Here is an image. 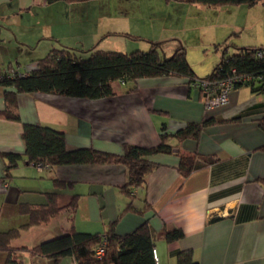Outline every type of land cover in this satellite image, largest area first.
<instances>
[{
    "label": "crops",
    "instance_id": "0c3cea01",
    "mask_svg": "<svg viewBox=\"0 0 264 264\" xmlns=\"http://www.w3.org/2000/svg\"><path fill=\"white\" fill-rule=\"evenodd\" d=\"M183 1L186 0L180 1L184 7L207 13L208 6ZM92 2L96 1L0 0V66L12 65L20 73H26L40 47L46 53L61 46L78 50L100 47L105 37L103 25L101 31L99 24L95 25L98 29L89 40L70 36L88 27L80 23L84 16L79 18L75 7L81 5L86 11ZM260 5V11L248 13L257 19L258 14L264 17V0L235 8L244 12ZM217 8L210 7L216 15L223 10ZM56 13H60V19ZM235 22L236 18L229 29L243 27ZM60 23L67 26L58 29L56 25ZM225 25L227 29L229 25ZM262 37L264 41V29ZM252 43L255 42L229 45L235 52V47ZM176 44L177 41L167 46L168 54L163 46L164 53L171 54ZM24 56L27 58L23 64ZM135 84L136 90H129L128 83L114 81V95L96 99L21 93L17 105L19 121L3 114L5 89L0 86V151L24 152L21 136L24 122L63 130L69 148L90 147L121 153L125 143L143 147L158 144L163 123L169 132H174L186 123L208 121L196 138L178 140L171 136L172 153L151 155L150 159L158 166L147 174L144 187L133 189L131 197L121 190L127 180V170L122 164H63L51 170H38L23 159L7 179L5 161L0 156V219L5 221L0 230L27 221V215L19 211L21 202L44 203L46 193L56 191L62 208L48 221L22 229L12 246L30 247L71 227L104 232L113 220H117L115 233L124 235L146 219L145 214L136 210L123 212L131 203L134 209H149L148 214H152L156 264H176V253L180 250H190L198 264H264V149H261L264 129L260 125L264 118V93L239 86L230 91L226 104L206 109L200 88L184 78H142ZM193 154L198 159L212 156L214 161L184 176L177 168L179 155ZM54 178L65 184L57 186ZM27 191L38 197L25 198L23 194ZM75 194L78 202L72 211L68 203ZM170 228H179L183 236L167 241L163 232ZM21 257L25 264H74L71 256L54 260L23 252ZM3 260L4 254L0 253V264Z\"/></svg>",
    "mask_w": 264,
    "mask_h": 264
},
{
    "label": "trees",
    "instance_id": "16d2710c",
    "mask_svg": "<svg viewBox=\"0 0 264 264\" xmlns=\"http://www.w3.org/2000/svg\"><path fill=\"white\" fill-rule=\"evenodd\" d=\"M57 1L74 2L85 0H46L47 3ZM205 6L220 7L224 5H253L259 0H186ZM169 55L164 53L163 46L167 40L149 41V48L134 49L129 52L103 50L95 46L87 51H79L73 47H53L44 56L33 61V66L26 73H20L12 65L0 66V86L4 90L6 102L3 114L10 120H20L17 112L18 95L21 93H50L70 97L96 99L114 95L113 82L128 83L129 90H136V81L142 78L176 76L184 78L189 84L200 88L202 81L210 84L225 78L240 75H251L255 82H235L234 88L249 86L255 93H264V53L262 57L256 51L264 49L260 46L235 47L236 51L227 54V41L215 44L216 50L224 47L220 60L210 73L198 76L188 62L186 48L181 41ZM237 119V117H234ZM208 121L186 123L174 132L167 130L163 123L159 143L154 146H138L125 143L121 153L98 150L90 147L69 148L65 143L63 130L52 125L24 122L22 124V140L24 152L0 151L4 159V177L10 178L12 170L25 159L38 170H51L63 164H122L127 170V180L121 190L131 197L135 188L145 186L147 174L158 164L150 159L156 153L169 154L173 146L169 143L171 136L178 140L187 137H198L201 126ZM264 129V118L260 120ZM264 149V145L261 147ZM214 157H196L179 155L178 171L187 176L194 169L209 164ZM57 186L65 182L54 178ZM47 201L40 204L20 203L19 211L27 215V221L7 230H0V253L4 254L3 264H25L21 253L29 252L31 256H39L58 260L63 256H71L74 264H156L154 256L155 236L151 228L149 209H134L131 203L123 212L136 210L146 215V219L131 232L124 235L115 233L113 220L107 224L104 232L79 231L71 227L68 231L42 240L33 246H12V241L19 238L22 229L48 221L62 208L58 204V192L46 193ZM78 202V195H73L68 207L73 211ZM148 205L145 206V208ZM183 236L179 228L166 229L163 237L172 241ZM103 247L104 253L97 254ZM31 264H41L32 262ZM176 264H198L190 250L176 253Z\"/></svg>",
    "mask_w": 264,
    "mask_h": 264
},
{
    "label": "rangeland",
    "instance_id": "374dc122",
    "mask_svg": "<svg viewBox=\"0 0 264 264\" xmlns=\"http://www.w3.org/2000/svg\"><path fill=\"white\" fill-rule=\"evenodd\" d=\"M94 1L96 2L87 6L86 11L81 5L75 7L79 18L81 16L86 17H82L80 23L87 24L88 27L86 30L78 31L74 36L70 35L72 39L89 40V37L92 38L95 30L98 29V26L95 25L99 24L98 30L101 31L103 25L102 34L105 37L98 48L129 52L134 49H148L149 41L168 40L164 44V49L168 54L167 46L176 43L173 40L176 38L185 46L188 62L198 76L210 73L214 64L220 60L224 47H219L216 50L215 44H222L225 39H228V45L234 46L242 42H255L252 45L260 46L259 44L264 42L261 41L263 37L260 38L264 29L263 15L258 14L260 18L257 19L254 15H248L250 11H260L262 5L251 9L246 8L244 12L235 8V5H231L230 8H226L229 5H224L217 8L223 9L217 16L210 9L211 6L207 7V13H199V10L197 11L195 8L184 7L180 2L181 0ZM183 3L188 4V1H183ZM56 18L60 19V13H56ZM234 18L243 27L238 26V28L229 29ZM226 23L229 25L227 29ZM75 25L73 22L71 26L74 28ZM56 26L58 29H64L67 25L60 23ZM174 34L176 36L173 37ZM257 34L260 37H257ZM75 41L72 40L71 42L76 44L77 41ZM232 45L227 48V54L234 52ZM89 49L90 47L87 49L79 48V51H87L85 54H88ZM44 54L46 52L40 47L33 61L44 56ZM25 58L27 57H23V64ZM27 62L29 63L30 60ZM38 183L36 182V184ZM23 195L25 198L38 197L36 193L28 191L24 192ZM4 223L5 221L0 219V227Z\"/></svg>",
    "mask_w": 264,
    "mask_h": 264
},
{
    "label": "built area",
    "instance_id": "2783aa9c",
    "mask_svg": "<svg viewBox=\"0 0 264 264\" xmlns=\"http://www.w3.org/2000/svg\"><path fill=\"white\" fill-rule=\"evenodd\" d=\"M264 53V49H259L256 51V55L258 57H262ZM244 83V82H255L251 75H240L235 78H225L218 82L210 84L208 81H202L201 86H203V95H204V107L206 109H211L217 106H222L227 103L229 93L232 89H234L235 82ZM40 169V168H38ZM5 188L7 184L3 185ZM104 253L103 247H99L97 249V254L102 255ZM155 260L157 262L156 255Z\"/></svg>",
    "mask_w": 264,
    "mask_h": 264
}]
</instances>
